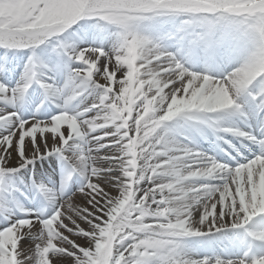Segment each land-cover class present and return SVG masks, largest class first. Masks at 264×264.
Masks as SVG:
<instances>
[{"label": "snow or ice", "instance_id": "obj_1", "mask_svg": "<svg viewBox=\"0 0 264 264\" xmlns=\"http://www.w3.org/2000/svg\"><path fill=\"white\" fill-rule=\"evenodd\" d=\"M0 50V264H264V0H0Z\"/></svg>", "mask_w": 264, "mask_h": 264}, {"label": "bare ground", "instance_id": "obj_2", "mask_svg": "<svg viewBox=\"0 0 264 264\" xmlns=\"http://www.w3.org/2000/svg\"><path fill=\"white\" fill-rule=\"evenodd\" d=\"M0 54H2V51L0 50Z\"/></svg>", "mask_w": 264, "mask_h": 264}]
</instances>
